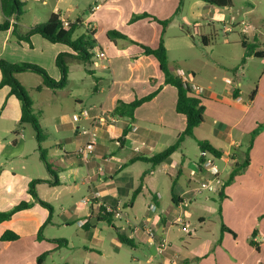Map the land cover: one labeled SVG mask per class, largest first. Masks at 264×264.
<instances>
[{
	"label": "crops",
	"instance_id": "crops-1",
	"mask_svg": "<svg viewBox=\"0 0 264 264\" xmlns=\"http://www.w3.org/2000/svg\"><path fill=\"white\" fill-rule=\"evenodd\" d=\"M61 1L57 0L53 13H59L64 22L80 20L79 28H84L86 34L90 32L96 41L89 66L78 67L92 76L89 83L93 96L87 108L82 107L80 97L75 99L80 111L73 114L74 122L78 123L74 136L67 135L70 121L60 123L59 128L56 126L59 116H51V124L58 136L57 149L46 156L51 171L46 162L27 164L26 154L14 150L19 141L24 143L22 132L28 124L18 130L14 142H5L0 135V211L11 210L22 202L31 203L29 208L0 224V238L8 230L20 236L16 241L0 240V264H37L39 257L47 254L43 260L46 264L48 258H54L62 251L63 245L76 247L75 243L92 257L89 264H103L106 258L114 259L113 264H122L119 254L129 245L121 242L118 233L134 241L135 245L129 246L133 251H139L142 245L147 249L146 260L134 256L130 264H264V128L254 140L249 165L226 185L221 194L193 190L202 173V150L198 140L209 142L221 152L217 162L226 180L234 167L247 158L250 134L264 124V65L253 69L251 66L257 57L248 55L246 48L237 61L241 62L237 69L226 65L221 56L212 59L225 69L235 70L234 77L221 73L220 67L216 66H209V72H202L188 61L182 60L177 65L175 61H169L170 40H174L180 50L184 44H189L186 26L191 21L183 18L185 9L186 12L191 10V19L195 21L206 7L205 0H190L188 5L186 0H95L82 15H79L83 9L80 3L69 6L67 12L76 16L72 20L63 16L65 10L59 7ZM212 6L210 4L209 9ZM144 14L147 16L131 22L135 15ZM155 18L170 20V23L163 28ZM5 19L0 2V23ZM38 20L23 31L20 17L10 18V29L0 32V60L36 64L47 68L54 79L60 80L56 58L62 52L76 54L72 49L51 43L39 34L30 38L31 43L13 35L15 24L25 34L41 22ZM113 30L128 39L112 41L108 32ZM240 35L241 40L227 39L226 42L242 44L246 40L257 52L264 53V35L255 38ZM161 38L168 50L171 70L175 73L180 68L190 72L194 82L203 87L200 99L205 115L204 122L195 129L194 137H186L168 160L153 166L141 158L154 156L176 144L187 124L186 116L176 110L178 90L166 84L158 59L143 54L141 47L132 43L156 48ZM203 38L208 39L207 36ZM100 51L105 53L104 58L96 56ZM69 60L82 62L74 58ZM69 70L65 88L72 83L81 87L80 82L70 78L72 70ZM28 73H32L36 88L43 86L42 76L34 72L18 73L21 84L22 77ZM64 89L43 87L40 92L50 91L47 99L50 104L57 101V95ZM152 94L155 96L150 101L136 109L133 120L113 114L119 102L130 104ZM35 106L38 113L43 114L35 102L34 113ZM0 108V121L8 122V127L2 124L0 131L15 128L16 132L22 104L10 94L9 87L0 89ZM85 110L89 111V116L83 115ZM93 127H96L98 137L93 152L85 158L79 154L89 138L84 130ZM126 128L129 132L124 135ZM41 144L38 141L39 149H42ZM18 159L24 164H12ZM48 159L56 164H51ZM34 180L43 181L37 184L36 192L41 200L53 207L49 222V210L30 194V184ZM64 190L71 196L83 192L81 199L98 191L105 203L120 204L124 214L134 223L151 218L157 237L167 239L169 247L159 253L147 242L142 230H135L126 219L104 216L98 204L83 206L76 202L77 210L74 209L64 196ZM62 198L63 220L58 221L54 217L53 204ZM187 199L190 205L185 206ZM152 203L158 206L156 213L150 210ZM179 216L190 222L191 235L175 225ZM223 225L230 231L223 230ZM65 226L76 227V239L52 234L49 230ZM41 229L43 238L39 237ZM110 250L113 251L111 255Z\"/></svg>",
	"mask_w": 264,
	"mask_h": 264
},
{
	"label": "rangeland",
	"instance_id": "rangeland-1",
	"mask_svg": "<svg viewBox=\"0 0 264 264\" xmlns=\"http://www.w3.org/2000/svg\"><path fill=\"white\" fill-rule=\"evenodd\" d=\"M187 5L190 0H186ZM22 2L21 7V16L20 22H22L21 29L25 31L26 26L34 25L37 23L38 19H41V23H45L48 21L50 16L53 13V9L56 5L57 0H20ZM206 2V1H205ZM81 4L82 11L79 15L85 13V9L88 10L90 5L95 4V0H62L59 4L60 9L65 10L63 16L66 19H75V13L71 16L70 11L67 12L69 6L74 4ZM206 7L202 8V13L199 14V18L193 21L191 19V10L185 9L183 13V18H188L191 21L187 28V32L189 35V44L183 45V50H180V47L175 45L174 40H170V56L169 61H175L176 65L180 64L179 62L182 60L188 61L195 65V68L198 71H208L209 66L220 67L221 73L230 75L234 77L235 70L233 69H225V67L218 65L212 59L214 57L221 56L224 59V63L226 65H233L234 68L237 69L241 62L237 63L240 59L241 54L243 52V46L239 43H227V39H239L241 40V33L243 26H241L242 22L253 23L255 26L264 30V0H232V7L220 8L218 6H212L209 9L210 3H205ZM212 5V4H211ZM196 11V9L194 10ZM59 14V13H58ZM37 21V22H36ZM234 23L235 27L233 31L225 33V27L231 26ZM189 28V32H188ZM86 34V30L82 27L78 28L75 32V38L80 37ZM228 34V35H226ZM207 36L209 39V44L205 45L203 43L202 37ZM210 61L211 63H207ZM89 66L87 61L75 62L68 61L69 69L71 68V76L70 78L80 82V86L74 85L72 83L71 86H68L64 90H61L57 95V101L54 103H47V99L50 97V91H42L36 88V84L33 81L32 73L26 74L22 77V85L26 89L28 95L32 99L36 105L39 106L40 109L43 110L42 113H38V107L35 106L36 116L39 119L41 124V132L44 137L42 144V149L38 148V141L35 129L32 125L28 124L25 126L26 130L23 131L24 135V143L19 141L18 148H15L16 151H20L23 154H26V163L27 164H45L42 159V151L45 154L50 156L52 152L57 149V132L56 128L51 124V116L53 114H57L59 116V121L56 126H59L60 123H65L70 121L71 124L68 125L70 131L67 133L68 136H74L76 127L78 126L76 122H74L73 114L79 113L80 107H77V103L75 101L76 97H80L83 102L82 107H88V103H90V99L93 95H91L92 89L90 88V83L92 76H90L83 69H78L79 66ZM264 65V57H257L255 59V63L251 66L253 69L262 68ZM186 67H188L186 65ZM45 70L50 74V71L45 68ZM60 71V69H59ZM61 72V71H60ZM203 75V74H202ZM86 79V80H85ZM248 80V78H246ZM82 80V81H81ZM93 80V78H92ZM245 80V79H244ZM76 111V112H75ZM68 116L70 118H68ZM5 124L8 127L7 121H0V126ZM5 126H3L4 128ZM19 127V126H18ZM12 131V132H11ZM11 131H0V135L3 136L6 140L5 142H10L11 140L14 142V139L17 138V134L14 132L15 128ZM11 132V133H10ZM21 133V134H22ZM50 134L52 136H50ZM12 142V145L15 147V144ZM196 145V143H195ZM51 164H56L51 159H48ZM12 164H24L21 160L15 161ZM64 196L69 199L72 207L77 210L75 207L76 202H81V194L78 193L74 196L69 195L67 190L62 191ZM64 204V199H59L54 202L53 206L55 208V219L58 221L63 220L61 207ZM51 233L55 235H64V237L70 239H76L77 237V229L72 226H65L62 228H53ZM114 232V231H113ZM76 247L71 246H62V251L58 252L54 258H48L46 264H89V261L92 260V257L87 254V252L83 251L78 244ZM111 252L109 251L110 255ZM148 255L146 247L143 245L140 246L139 251H133L132 247L124 246L119 254L122 264H130L133 261L134 256H141L143 260H146ZM112 261L114 259L106 258L103 261V264H113ZM102 264V263H100Z\"/></svg>",
	"mask_w": 264,
	"mask_h": 264
},
{
	"label": "trees",
	"instance_id": "trees-1",
	"mask_svg": "<svg viewBox=\"0 0 264 264\" xmlns=\"http://www.w3.org/2000/svg\"><path fill=\"white\" fill-rule=\"evenodd\" d=\"M206 2L216 5L218 7H232V0H205ZM2 11L6 17L5 21L3 23H0V32L7 31L11 27L10 18L16 17L19 19L21 16V7L22 2L20 0H0ZM147 15H135L131 22H135L138 19H141L143 17H146ZM156 21H158L163 28H165L169 23L170 20H158L155 18ZM81 21L77 20L74 23L70 22H64L61 18L60 14L53 13L48 21L45 23L37 24L33 28H31L27 33L22 34L19 30L18 25L13 26V35L17 37L18 40H23L26 42H30V38L35 35L39 34L43 38L47 39L51 43H60L68 46L72 51L76 54H71L67 52L60 53L56 58V65L61 71V78L60 80L54 79L49 73L42 67L27 63V62H19V63H11L6 60H0V71L2 73V79L0 81V89L3 87H9L10 88V94L14 95L22 104V115L19 121V128L16 130L15 133L18 132V130L24 125V124H30L36 131L37 140L39 142H42L44 137L42 136L41 132V125L39 122V119L37 118L36 114L34 113L33 109V101L28 95L26 89L23 87V85L20 83V81L17 78L18 73L22 72H34L42 76L43 78V86L38 87V90H41L43 87L52 89V90H59L64 89L68 84L69 79V66L68 61L70 58H74L80 61H90L94 54L92 50L94 49V46L96 44L95 39H93L92 34L88 32V34L82 35L80 37L75 38V32L79 28ZM108 37L112 41H117V39H128V37L121 32H118L116 30L109 31ZM132 43L138 45L143 50V54L145 55H152L158 59L160 62V67L162 71L165 74V82L168 85L175 86L178 90V99L176 104V110L178 113L183 114L187 118V124L184 132L181 134L178 142L170 147H168L163 152L156 154L154 156L141 158L144 161H147L151 163L153 166L160 165L161 163L165 162L170 158V156L176 152L182 141L186 137H194V131L197 127H199L204 122V115H205V107L201 104V99L193 95L188 88H185L181 80L176 76V74L171 70L168 63V50L164 44L163 38H161V42L158 47L153 48L148 45H144L142 43H137L132 41ZM203 43L205 45L208 44V39L203 38ZM243 47L246 48L248 55H255L256 57H264V53L257 52L254 45L247 42L246 40L243 41ZM155 94L149 95L147 97H144L142 99H137L134 102L130 104H126L124 102H119L117 107L115 108L113 114L128 117L131 120L134 119V113L136 109L141 106L142 104L150 101ZM2 115V108H0V116ZM264 128V124L259 125L251 134H250V142L249 146L246 150V156L247 158L244 160L242 164H239L234 167L230 177L228 180H226V185L230 184L235 176L244 168H246L249 163V154L252 148V145L254 143L255 138L260 133L261 129ZM129 132V128H126L124 130V135H127ZM198 145L200 146L202 150V156L200 158V163L204 161V158L206 157L207 153H212L217 158L221 157V152L217 150L214 146H212L207 141L198 140ZM42 159L44 162H46L48 168L51 171V168L49 167V163L46 160L45 154L42 151ZM43 182L42 180H34L30 184V194L37 199V201L44 207H46L50 212V218L48 222L51 220V215L53 214V207L41 200L38 197V194L36 192V186L37 184ZM225 185V187H226ZM223 191V190H222ZM222 193V192H221ZM220 193V194H221ZM31 206V203L29 202H22L12 208L11 210L1 212L0 211V224H2L5 221H9L12 219V217L19 211L29 208ZM104 216H108L105 215ZM223 230H228V228L223 225ZM42 231L41 229L39 231V237H42ZM256 233H254V236ZM119 239L123 244L134 246L135 243L132 239L126 237L122 233H118ZM20 238V236L13 232V231H6L0 238L1 241H16ZM253 244H255L254 241H252ZM47 254H44L39 257L37 264H43V260L46 257Z\"/></svg>",
	"mask_w": 264,
	"mask_h": 264
},
{
	"label": "built area",
	"instance_id": "built-area-1",
	"mask_svg": "<svg viewBox=\"0 0 264 264\" xmlns=\"http://www.w3.org/2000/svg\"><path fill=\"white\" fill-rule=\"evenodd\" d=\"M241 26H243L242 33L246 36V38H255L258 36L264 35V30L255 26L253 23L242 22ZM235 24L232 23L231 26L225 27L224 32L228 33L233 31ZM99 58H104L106 55L103 51H100L96 55ZM176 76L181 80L185 88H188L189 91L200 98L203 93V87L198 83L194 82L193 74L184 70L177 69L175 71ZM228 83H233L231 79H226ZM83 115L89 116V111L85 110ZM97 129L93 127L92 129H85L84 134L87 135L88 141L84 147L79 150V154L83 157L87 158L94 150L96 140H97ZM218 158L214 156L212 153H207L204 161L200 163V167L202 169L201 177L199 179L198 184L193 189L197 193L202 192H212L215 194H220L222 190L225 188L226 179L223 176V169L217 162ZM83 206H93L98 204L102 207V213L105 215H111L115 219H126L130 224L133 225L135 230H142L146 237L147 242L150 245L156 247L159 253L163 252L169 247V242L165 238L157 237V232L152 226L151 218H144L141 223H134L131 221L123 212V207L118 204L116 206L107 204L102 200V195L100 192L95 191L91 196L85 197L80 202ZM184 205H190V201L187 199L184 201ZM150 210L153 213L158 211V206L155 203L150 204ZM175 225L179 226L181 230L188 235L192 234V229L189 221H186L183 217L179 216L175 220Z\"/></svg>",
	"mask_w": 264,
	"mask_h": 264
}]
</instances>
